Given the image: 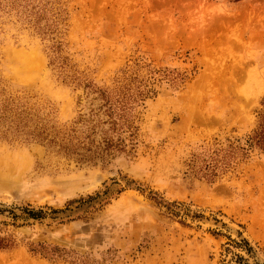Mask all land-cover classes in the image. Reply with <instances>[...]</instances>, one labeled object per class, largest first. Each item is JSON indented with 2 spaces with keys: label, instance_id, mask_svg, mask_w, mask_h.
<instances>
[{
  "label": "rangeland",
  "instance_id": "1",
  "mask_svg": "<svg viewBox=\"0 0 264 264\" xmlns=\"http://www.w3.org/2000/svg\"><path fill=\"white\" fill-rule=\"evenodd\" d=\"M263 118L264 0H0V264H264Z\"/></svg>",
  "mask_w": 264,
  "mask_h": 264
},
{
  "label": "trees",
  "instance_id": "2",
  "mask_svg": "<svg viewBox=\"0 0 264 264\" xmlns=\"http://www.w3.org/2000/svg\"><path fill=\"white\" fill-rule=\"evenodd\" d=\"M237 1V0H236ZM250 147H258L264 151V118L260 125V130L255 133L253 137L249 140ZM27 215L30 218L39 219L42 218V211H27ZM14 246V241L12 238L0 237V250L8 249Z\"/></svg>",
  "mask_w": 264,
  "mask_h": 264
},
{
  "label": "bare ground",
  "instance_id": "3",
  "mask_svg": "<svg viewBox=\"0 0 264 264\" xmlns=\"http://www.w3.org/2000/svg\"><path fill=\"white\" fill-rule=\"evenodd\" d=\"M16 59H17V58H16ZM18 71H19L20 73H21V72H24V73L26 72V73H27V71H26L25 68H23V67H19L18 70H17V72H18ZM29 264H30V263H29Z\"/></svg>",
  "mask_w": 264,
  "mask_h": 264
}]
</instances>
